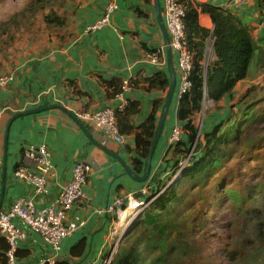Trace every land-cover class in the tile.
<instances>
[{
	"label": "crops",
	"instance_id": "1",
	"mask_svg": "<svg viewBox=\"0 0 264 264\" xmlns=\"http://www.w3.org/2000/svg\"><path fill=\"white\" fill-rule=\"evenodd\" d=\"M110 1L116 4V9L110 14V25L85 34L83 28L86 24L94 22ZM159 1L162 12L163 0ZM191 1L208 3L234 14L248 27L255 43L260 44L263 24L257 0ZM77 6L70 21V36L62 31L56 42L42 39L39 49L25 52L23 57L16 59L19 60L18 66L7 70L13 73L14 79L0 90V200L4 179L0 211L8 210L17 198L33 197L37 207L48 205L60 195L62 186L71 177L73 165L77 161L89 163L91 170L83 187L84 197L69 211V216L81 225L63 239L57 259H69L72 264H104L112 257L111 247L121 235L123 226L115 214L105 211L107 205L118 197L124 201L131 197L139 202L153 197L151 191L156 183L167 178L184 155L189 132H183L178 141L181 143L169 144L172 125L179 121L176 109L180 76L176 53L172 51L175 91L147 180H134L112 154L101 148L118 155L133 171L132 158L136 155L133 133L122 134L123 141L118 143L93 123L80 119L96 144L87 137L69 112L76 116L77 113L94 112L103 107L116 109L121 103L126 107L129 102L136 101L140 108L132 115L131 122L138 126L151 112L155 100H162L163 107L169 89V86L164 91L149 89L147 79L162 71L170 80V73L165 48L162 64L148 60V51L165 45L156 19L154 0H79ZM198 23L209 30L213 27L210 17L204 13H199ZM211 56L213 61V51ZM112 79L122 81V91L114 96L105 83ZM226 101L229 99L224 98L218 104ZM49 104H58L64 109L51 108L14 119L5 150L4 133L8 119L17 112ZM162 107L156 114V126ZM197 115L198 112L192 116L195 128ZM42 143L51 153L53 175L45 178L46 192L36 194L32 185L15 177L14 170L23 163L26 145ZM130 214L128 212L127 217ZM24 230L25 237L17 242L15 264H34L42 257L53 255L50 246L38 234L27 228ZM80 239L85 241L83 253L71 256L70 248ZM0 264H3L1 256Z\"/></svg>",
	"mask_w": 264,
	"mask_h": 264
},
{
	"label": "trees",
	"instance_id": "2",
	"mask_svg": "<svg viewBox=\"0 0 264 264\" xmlns=\"http://www.w3.org/2000/svg\"><path fill=\"white\" fill-rule=\"evenodd\" d=\"M66 1H61L60 7ZM40 2L42 0L29 2L19 19L12 16L1 22L2 31L10 30L11 25H20L26 12L44 10L46 5ZM179 2L185 8L183 27L186 48L192 55V66L188 73L190 86L179 95L176 109L177 119L183 123L184 131L189 132L188 144L184 147L187 152L196 139L197 130L192 116L203 107L204 91L206 99L219 106L222 99L234 98L236 84L247 78L252 66L264 68V0H257L263 24L259 45L250 35L248 27L234 14L208 3L191 0ZM199 13L210 17L213 24L211 30L199 25ZM43 22L58 38H61V29L68 25L66 17L54 9L44 14ZM207 46H212L215 59L204 68L202 61ZM105 83L111 89V96L122 91L120 80H106ZM147 83L149 89L164 91L169 86V78L158 71L147 79ZM256 88L249 89L237 102L229 104L225 117L203 133V141L196 140L195 153L172 184L166 186L171 180L169 178L156 183L155 192L152 190L151 194L158 193L157 196L132 222L109 264H191L192 260H197L193 264H206L211 257L212 237L209 223L207 226L203 224L208 219L206 210L210 207V214L217 216L222 200L229 205L228 231L231 233L239 220H242L244 227L241 239L230 240L224 249L227 261L232 264L238 261L243 254V246L255 243L257 251L261 246L264 248V198L263 204L256 206L260 201L258 195L264 194V97L260 98L254 93ZM161 107L162 100H155L151 112L138 126L131 122L132 115L139 111L138 102H129L123 110L116 112L120 133L134 134L136 155L132 158V166L136 175L143 173L144 160L156 130V114ZM258 162H262L258 179L250 172L247 179L241 172L236 174V168H250L252 163ZM175 169L177 164L172 173H175ZM212 178L213 185L205 191ZM221 192L222 196L219 197ZM201 200L203 203L198 205ZM194 218H198L195 219V229L192 226ZM84 248L85 241L80 239L70 248L71 256H80ZM6 249L7 244L0 237L3 264H7ZM55 264L72 262L69 259H56Z\"/></svg>",
	"mask_w": 264,
	"mask_h": 264
},
{
	"label": "built area",
	"instance_id": "3",
	"mask_svg": "<svg viewBox=\"0 0 264 264\" xmlns=\"http://www.w3.org/2000/svg\"><path fill=\"white\" fill-rule=\"evenodd\" d=\"M115 9L116 4L114 1L107 3L103 15L95 22L86 25L83 32L89 34L110 25V14ZM162 15L169 35L170 47L172 51L176 53L177 67L180 76L178 87L179 96L190 86L188 73L192 66V55L186 48L183 27L185 8L179 0H163ZM164 48L165 45L152 53H148V60L154 64H162L165 58ZM211 55L212 46H207L202 61L204 68L212 61L213 57ZM13 79V73L1 74L0 90L5 89ZM126 84L127 82L123 85L125 86ZM206 100L204 91L203 106ZM124 108L125 105L121 103L116 109L103 107L94 112L84 111L77 113L76 116L83 121L93 123L98 129L104 131L116 142L121 143L123 140L117 125L116 112ZM183 130V123L180 121H176L172 125L169 135L170 145L173 146L180 140ZM50 156L51 153L49 149L43 143L26 145L23 148V163L18 165L14 170L15 177L32 185L36 194L45 193V178L49 175H53ZM90 170L91 166L89 163L77 161L72 167L70 179L62 186L60 195L48 205L37 207L33 197L17 198L11 203L8 210L0 211V237H2L7 244L5 255L8 264H15L17 242L25 237V228L38 234L42 241L48 244L53 251L52 256L42 257L34 264H55L63 239L81 225L75 218L69 216V211L73 205H78L84 197L83 187ZM178 176L179 174L173 177L172 181H175ZM166 186H168V184ZM153 197L155 198V195ZM124 202L126 203L124 204ZM132 202H135L137 207L141 205V208L135 209L134 212L129 211V213H131L130 215H132L130 219L127 217V213L126 223L128 225L131 219L146 206L144 201H134L131 197H128L127 200L124 201L123 198L118 197L107 205L105 211L115 214L120 220L122 214L128 210ZM127 225L124 227L126 228ZM115 245L116 244L113 245V249ZM111 253H113V251Z\"/></svg>",
	"mask_w": 264,
	"mask_h": 264
},
{
	"label": "rangeland",
	"instance_id": "4",
	"mask_svg": "<svg viewBox=\"0 0 264 264\" xmlns=\"http://www.w3.org/2000/svg\"><path fill=\"white\" fill-rule=\"evenodd\" d=\"M35 1V0H0V23L10 19V17L14 16V18L19 19L21 16L20 14L28 7L29 2ZM53 1V3H51ZM63 0H42L40 2L41 4H45L46 7L44 10L35 11L33 13L26 12L24 14V19L21 21L20 25H11L10 30H4L0 28V73L4 72L3 74L8 73L7 70L15 69L18 66L19 59L25 52L37 50L41 47L43 44L41 41L42 39H51L55 42L57 41V36L55 33L50 32V29L46 27V25L43 22L44 14L48 12L50 9H54L59 13H62L66 19L68 20V25L61 29V32L67 36H70L69 29H70V21H72V17L75 16V11L77 10L78 6L77 3H79V0H67L66 3L62 7H60V2ZM74 11V12H73ZM89 24V23H88ZM86 24V25H88ZM68 29V30H67ZM84 29V28H83ZM59 33V32H58ZM13 37V38H11ZM57 37V38H56ZM23 57V56H22ZM1 75V74H0ZM257 87L254 90V93L260 97H264V68H261L256 65V67L252 66V69L239 85L235 88L234 98H232L229 101L224 102L222 105L216 106L211 100H206L204 103L203 108L200 112H198L197 115V135L196 139L192 142V145L188 148V151L184 153V155H181L179 160L176 162L177 164V170L175 169V173H170L162 182H165L169 179H171L168 183V185L172 184L174 181H172L173 177L177 176L179 172L182 170V167H184L192 158V155L195 153L194 148L196 145V140L199 139L200 142L203 141V133L208 131L216 122L221 120L226 115V108L229 104L237 102V100L245 94L249 89ZM264 103V102H263ZM218 105V104H217ZM203 121V122H202ZM200 123V124H199ZM203 123V125H202ZM185 133V131L183 130ZM202 140V141H201ZM183 154V153H182ZM252 167L250 168H236V174L238 175L239 172H241L243 177L247 179L250 173L253 174V176L258 179L259 175L262 171V162L258 163H252ZM241 169V171H240ZM250 172V173H248ZM214 178V177H213ZM210 179L209 183L206 185L204 190L206 191L209 189L213 183L214 180ZM232 179V178H231ZM228 187L230 184H226ZM154 189V188H153ZM152 189V190H153ZM156 190V189H155ZM188 190V189H187ZM154 191V190H153ZM189 191V190H188ZM155 192V191H154ZM195 193V192H192ZM158 193L155 194V197ZM219 197L222 196V192L218 194ZM189 198V196L187 197ZM186 198V199H187ZM264 194L258 195L259 202L256 203V206L260 207L263 204ZM133 200V199H132ZM135 201H138L135 199ZM221 201V200H220ZM219 201V202H220ZM223 204L219 208V212L216 215L210 214V207H207L208 211V219L205 220L203 223L204 226H207L209 223V229L211 230V252L210 256L208 258V262L206 264H232L224 256V249L228 247L229 241H238L242 237L243 233V222L242 220L238 221L237 227L230 233L228 231V222H229V205L227 202L221 201ZM203 203V201H199L198 205ZM135 205V209H140L141 205L137 207L136 203H131L130 207ZM129 207V208H130ZM137 207V208H136ZM128 208L127 212L131 211ZM132 217L129 216V219ZM203 218H205V215H202ZM128 219V221H129ZM192 220V226L194 229L197 226V222ZM214 219V220H213ZM118 220V218H117ZM127 224V223H126ZM125 224V226H126ZM124 225V224H123ZM122 226V232L125 230ZM204 230V229H203ZM120 233V234H121ZM200 236V235H199ZM198 237V236H197ZM199 238V237H198ZM118 240V237L115 240L116 244L114 246V249L111 247V251L115 253L117 246L119 244L116 243ZM113 244V245H114ZM257 246L255 243L249 245L248 247H242L243 254L239 258L238 261H235L234 264H262L264 261V254L262 253V249H264L262 246L259 251L256 250ZM112 253V254H113ZM111 257L107 262L104 264H109ZM198 259H200L198 257ZM217 259H220L216 261ZM194 262L197 263V260L190 261L191 264Z\"/></svg>",
	"mask_w": 264,
	"mask_h": 264
},
{
	"label": "water",
	"instance_id": "5",
	"mask_svg": "<svg viewBox=\"0 0 264 264\" xmlns=\"http://www.w3.org/2000/svg\"><path fill=\"white\" fill-rule=\"evenodd\" d=\"M154 9H155L156 19H157L159 28H160L162 36L164 38L166 56H167V62H168V69H169V73H170V80H169V89H168L167 96H166V98L164 100V103H163V107H162V110H161L159 121L157 123L156 130H155L153 139L151 141V145H150V148L148 150L147 156H146V158L144 160V169H143L142 175H136L118 155L108 151L104 147H101L106 152L112 154L122 164V166L124 167V169L127 172V174H129L130 177H132L134 180H136L138 182L146 181L148 176H149V174H150L152 157L154 155V151L156 149L157 143H158L159 138L161 136V133L163 131L164 123H165V120H166V117H167V114H168V110L170 108V104H171V101H172V98H173V95H174L175 85H176V73H175V69H174V66H173V62H172V49L170 47L169 35L167 33V30H166V27H165V24H164V21H163V16H162L161 6H160V1L159 0H154ZM51 108L64 109L61 105L49 104V105H45V106H41V107H37V108H33V109H30V110L17 112L15 114H13L12 117L10 119H8L7 124H6V128H5V133H4L5 150H6L7 142H8L9 128H10V125H11V123H12V121L14 119H16L17 117L22 116V115L38 113V112H42L44 110H48V109H51ZM69 115L73 117V119L76 121V123L81 128V130L87 135V137L90 140L93 141L92 137L89 135L88 131L86 130L84 122L81 121L79 118H77L71 112H69ZM94 144H96V143L94 142ZM5 158H6V155H5L4 159ZM3 190H4V179H3V184H2V196H1V200L0 201H2V198H3ZM153 199H154V197H151L148 201H144L145 205L150 203ZM142 210H143V208L131 219L130 223L127 225V227L125 228L123 233H121V235L118 237V240H117L116 243H118L121 240V238L127 233V231L129 230L132 222L137 218V216L140 214V212Z\"/></svg>",
	"mask_w": 264,
	"mask_h": 264
},
{
	"label": "bare ground",
	"instance_id": "6",
	"mask_svg": "<svg viewBox=\"0 0 264 264\" xmlns=\"http://www.w3.org/2000/svg\"><path fill=\"white\" fill-rule=\"evenodd\" d=\"M130 210H131V212H134L135 211V205L133 204V206L132 207H130L129 208ZM127 211H125L123 214H122V216H121V218H120V224H124L123 226H125V224H126V216H127ZM127 225V224H126ZM120 226V225H119Z\"/></svg>",
	"mask_w": 264,
	"mask_h": 264
}]
</instances>
